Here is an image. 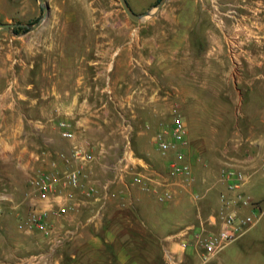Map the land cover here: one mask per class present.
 <instances>
[{"label":"rangeland","instance_id":"1","mask_svg":"<svg viewBox=\"0 0 264 264\" xmlns=\"http://www.w3.org/2000/svg\"><path fill=\"white\" fill-rule=\"evenodd\" d=\"M48 1L50 16L34 28L45 12L40 0H0V23H24L29 28L21 33L0 30V115L18 112L24 116L36 139L30 150L43 151L41 133L66 114L62 67L81 47L86 49L87 62L98 58L104 60L102 66H114L122 48L136 46L137 56L151 70L150 78L165 84L164 93L171 101L154 129L147 128L141 114L131 117L130 107L110 98L108 90L94 88L86 93L89 102L97 100L103 110H111L109 117H99L96 123L103 136L92 139L98 147L97 165L106 164L109 175L123 152L129 124L135 128L133 142L138 150L140 132L150 131L153 138L161 124L171 122L176 108L187 120L193 146L210 158V153L220 156L221 149L236 137L238 125L245 127L253 118L264 96V76L257 77L258 67L264 68V0H168L142 21L134 20L121 0ZM157 1L130 0L139 12L148 11ZM165 28H169L166 33ZM158 42L165 49L158 50ZM152 45L156 50L151 51ZM98 47L109 48L112 54L97 56L89 51ZM150 122L154 126L156 121ZM145 144L152 150L151 161H166L155 140ZM138 154L145 153L138 150ZM204 165L195 168L201 179L202 171L210 169ZM217 165L211 168L215 175ZM41 172H30L32 192ZM6 187L7 179L0 174V201L6 205L0 215V241L17 234L6 226L19 220L17 207H10L17 197L5 195ZM222 254L220 264H264V219ZM0 264H17V253L0 255Z\"/></svg>","mask_w":264,"mask_h":264},{"label":"crops","instance_id":"2","mask_svg":"<svg viewBox=\"0 0 264 264\" xmlns=\"http://www.w3.org/2000/svg\"><path fill=\"white\" fill-rule=\"evenodd\" d=\"M164 18L177 20L175 17ZM185 22L187 21H183ZM167 31L169 28L163 30L165 33ZM101 35L98 34V37ZM147 40L158 41L153 37H148ZM157 44L158 50L164 48L161 43ZM153 48L154 45L151 46V51L156 50ZM137 50L134 45L125 46L120 50L121 57L115 61L114 66L112 63L102 66L100 62L104 60L98 58L87 62L86 49L81 47L77 49L76 57L63 64L62 80L67 89L64 93L67 104L66 114L62 119L70 118L73 121L81 139L101 138L103 135L98 134L99 127L96 123L99 117H109L111 112L103 110L97 100L89 102L86 93L94 88L108 90L110 98L119 99L120 103L129 106L131 117L137 118L141 114L142 118L147 119L146 126L150 124L147 128H158V120L171 101L169 95L164 93L165 84L150 78L151 70L145 67L142 58L139 59ZM89 51L95 52L94 55L97 56L112 54L109 48H89ZM258 68L257 77L261 78L264 76V68ZM90 69L94 71L93 74ZM150 119L156 121L154 126ZM59 123H52L41 133L45 138V145L44 150L39 152L29 149L36 144V139L33 131L27 129L24 116L18 112L0 115V174L8 182L5 195L17 197V203L10 207H17L19 219L17 225L13 222L6 226L7 231L17 230V234L0 241V255L17 253V264H35L28 260L24 263L22 261L34 253H47L61 237L49 263L43 262L44 264H220L224 259L222 253L244 239L259 224L207 262L203 259L202 249L193 243L194 230L185 235V229L200 225L202 221L213 230L218 228L214 225V219L220 207L219 194L225 189L220 171L226 164L251 171L260 167V159L264 155V96L258 100L257 109L249 124L245 127L242 123L238 125L237 135L233 138L236 139L235 142L233 140L222 148L220 156L214 157L210 153L209 158L207 155L202 156V151L196 146L191 148L190 160L195 168L201 169L203 163L206 168H210L202 171V179L197 183L184 185L175 181L170 176L167 159L163 163L151 161L153 158L149 155L152 150L145 142L154 141L155 136L152 138L151 132L146 130L140 132L142 144L138 147L145 154H138L135 147L139 163L135 171L126 178L113 180L114 168L113 175H109L106 164L97 165L96 160L90 171L100 192L94 197H86L62 181L59 189L66 193L73 192L76 206L62 217H51L56 233L47 236L41 231L21 230L19 225L36 202L46 204V201L30 194L31 170H53L57 168L54 166L57 161L59 169L63 171L65 163L62 153H71L73 149V141L62 135ZM94 151H98L97 146H94ZM217 163L219 171L215 175L211 168ZM138 175L148 180L152 186H158L160 192H169L170 195L161 199L159 192L144 189L137 180ZM108 181L112 183L109 190L104 189ZM247 188L254 199H264V176L256 170ZM186 240L191 241L188 247L183 245ZM238 258L237 255L236 259ZM43 263L41 261L39 264Z\"/></svg>","mask_w":264,"mask_h":264},{"label":"built area","instance_id":"3","mask_svg":"<svg viewBox=\"0 0 264 264\" xmlns=\"http://www.w3.org/2000/svg\"><path fill=\"white\" fill-rule=\"evenodd\" d=\"M62 135L73 141L71 153H62L64 170L61 171L59 163L54 162L57 167L53 170L43 171L33 181V197L46 201V204L36 202L30 212L20 222V229L27 232L41 231L47 236L56 233L52 216L62 217L71 209L75 208V194L66 193L59 189L60 183L64 181L72 190L81 192L86 197H94L100 192L99 185L91 178V167L96 161L94 151L95 142L90 138L81 139L80 133L73 126L70 118L60 121ZM150 127V124H147ZM133 126L129 124L126 129V142L123 152L117 160L113 180L126 178L133 173L139 163V157L133 142ZM155 142L159 151L166 157L170 176L182 184L192 185L201 180L190 160L193 138L187 120L178 110H173L171 122L161 124L155 134ZM260 167L255 170L237 168L226 164L220 171V179L225 189L219 194L220 207L215 215L214 225L218 228L213 230L202 221L200 225H194L185 229V235H192L194 245L202 249L204 261H209L221 253L228 245L238 240L249 229L257 225L264 218V199H254L248 191V184L257 170L264 176V155L260 159ZM141 186L146 190L159 192L161 199H166L169 192H160L157 187L151 185L138 175ZM111 181L104 185V189L111 186ZM201 195H197L200 197ZM4 212L3 202L0 201V215ZM62 238V237H61ZM57 239L53 248L47 253L31 254L25 261L35 264L49 263L52 252L56 249ZM190 240L184 241L183 245L188 247ZM176 262V261H175ZM43 263V264H44Z\"/></svg>","mask_w":264,"mask_h":264},{"label":"water","instance_id":"4","mask_svg":"<svg viewBox=\"0 0 264 264\" xmlns=\"http://www.w3.org/2000/svg\"><path fill=\"white\" fill-rule=\"evenodd\" d=\"M121 1L125 7V10L136 21H142L145 17L156 14L168 2V0H161L159 3L155 4L152 8H150L148 11L144 13H139L133 9L129 0H121ZM40 2L45 12H44V16L38 22L35 23L34 28L40 27L45 22V20L50 16L52 11L51 4L49 3L48 0H40ZM25 25L26 24L24 23H0V30L12 32L13 30H15L16 27L25 26Z\"/></svg>","mask_w":264,"mask_h":264},{"label":"trees","instance_id":"5","mask_svg":"<svg viewBox=\"0 0 264 264\" xmlns=\"http://www.w3.org/2000/svg\"><path fill=\"white\" fill-rule=\"evenodd\" d=\"M161 0H158L157 3H159ZM29 28L25 26H19L15 28L16 33H21L22 31H28Z\"/></svg>","mask_w":264,"mask_h":264}]
</instances>
